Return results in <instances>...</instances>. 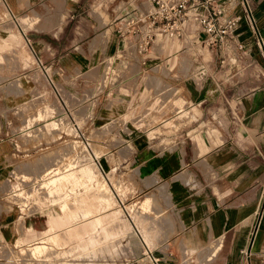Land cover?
I'll list each match as a JSON object with an SVG mask.
<instances>
[{
    "label": "crops",
    "instance_id": "obj_1",
    "mask_svg": "<svg viewBox=\"0 0 264 264\" xmlns=\"http://www.w3.org/2000/svg\"><path fill=\"white\" fill-rule=\"evenodd\" d=\"M134 1L135 6H141L146 0ZM219 1L224 14L238 15L237 24L226 37L223 47H205L199 60L194 61L182 51L179 59L180 69L188 67L189 79L183 81L180 90L174 91V94H180L181 99L180 101L175 98L176 100L171 101V104L176 106L174 111L145 129H139L132 124H129L131 129L127 125L124 126L123 136L115 139L119 141L118 153L114 154L112 150L99 153L104 167L114 169L118 165L124 176L134 167L133 176L136 181H139L141 186L150 188L152 196L156 194L158 197L156 202L152 197L137 201L134 209L136 224L145 243L140 241V257L128 264H152L151 257H157L159 264H264V0ZM39 3L41 13H48L56 8V5L51 8L42 0ZM43 3L48 7H44ZM121 3L117 5V9L120 14L123 12L125 15L126 5ZM25 4L27 11L29 7L34 8L29 0H25ZM62 5L61 10L64 13V0ZM243 5L248 11L250 21L245 17ZM14 6L15 0L13 3L0 0V9L11 17L14 16ZM26 15L29 14L23 15L22 21ZM122 20L120 17L117 29ZM62 22L63 20L58 27L50 28L47 27V21L40 24L38 17L33 24H26L37 32L33 36V42L50 49L51 54L46 64L56 63L61 69L65 68L67 63L95 64L96 50L100 54L105 51L110 53L109 62L114 55L127 58L128 54L133 58L135 45L124 48V34L120 33L119 35H123V53L116 52L120 39L108 36L104 49H89L91 41L88 40L84 60L70 57L69 50L65 48L80 46L79 38H74L68 45L60 48L41 34L43 31L59 29ZM4 23L3 26L9 28L14 25L13 20H6ZM104 26L105 24L102 29ZM160 37L162 38L161 35ZM15 41L17 37L12 32L0 36V48L9 47ZM24 41L30 42L28 38ZM154 41L152 46L157 48L161 41L159 35ZM177 42L167 40L164 44L166 47H163L166 54L171 56L172 62L178 49ZM238 42L242 46L238 47ZM14 51L15 49H12V53ZM79 52L83 53V50ZM12 53H1L0 65L7 57V65L15 70L21 66V61L15 59ZM117 60L120 61L121 58ZM200 63L203 64L205 73L197 77L193 73ZM90 66L83 67V70ZM79 68L81 67L77 65L74 67L81 71ZM3 76L0 74V82L4 80ZM136 76L137 73L130 72L129 75L122 76L124 78L121 80ZM10 77L6 76L7 81L2 87L0 85V241H18L21 246H31L42 237L59 235L58 231L78 225L86 221V218L90 220L103 215L106 220L111 218V213L116 212L118 215L119 209L115 207L113 197H108V203L105 194L101 197L96 192L98 187L108 190L104 177L97 176V167L84 165L76 169V173L72 172L74 176L71 177L83 175V184H92L95 191L88 193L86 205L81 202L83 199H79L72 192L68 193L71 202L66 208L63 199L49 205L47 195L40 192L38 198L32 196L30 203H21L20 209L26 207L25 211L31 213L37 207L45 206L43 221L38 226L36 220L22 219L17 227L21 230L17 234L13 232L15 207L13 202L4 196L5 192L12 188L14 198H17L21 191L25 193L29 186L23 187L26 181L23 178L31 174L41 178L35 187L36 192L38 187L43 185L42 177L47 175V159L44 156V161L38 160L28 166H25L26 163L14 165L16 141L15 137L9 134V121L2 116L12 109L15 95L23 94L26 90L33 95L34 86H29L23 79L21 90L15 92L13 80L16 77L9 79ZM93 79L96 80V77ZM117 79L115 76L108 78L106 75L101 90L107 84L113 85ZM153 81L155 84L159 82L155 76L148 75L146 84L149 86ZM6 87L8 89H5ZM168 88L170 91L174 90L172 86ZM91 93H98L95 92V86L91 87ZM39 158L36 157V160ZM12 175L19 178L21 186L12 187ZM45 180L47 181L46 178ZM149 181L153 183L148 184ZM77 182L79 183V180ZM157 186L168 193L166 202L161 199ZM85 206L88 212L86 214L82 212L85 211ZM133 208L132 205L128 206V209ZM120 225L122 234L123 229L127 228L124 219ZM89 227H92V222L78 227L79 231L74 232V236L82 238ZM61 237L58 239L66 240Z\"/></svg>",
    "mask_w": 264,
    "mask_h": 264
},
{
    "label": "rangeland",
    "instance_id": "obj_2",
    "mask_svg": "<svg viewBox=\"0 0 264 264\" xmlns=\"http://www.w3.org/2000/svg\"><path fill=\"white\" fill-rule=\"evenodd\" d=\"M8 1L14 2V0ZM122 1L124 0H64L66 11L63 13L61 10L63 0H42L49 7L56 5V8L51 12L41 13L39 12L41 11L40 0H29L35 9L28 6V11L25 0H15L12 17L0 9L2 19L0 36L12 32L17 37V41L11 46L0 48V54L12 53V49H15L12 56L21 61V66L13 70L7 65L9 59L5 57L0 65V74L4 75L0 85L2 87L7 81L5 77H10L12 74L14 77L11 76L9 79L16 77L13 80L15 92L21 90L23 79L29 86H34L33 95L27 90L23 94L15 95L12 109L2 116L9 121V134L14 136L16 141L14 165L26 163L25 166H28L38 160L44 161L45 157L47 159V175L42 177L43 185L41 188L38 187L36 192L35 187L40 183L41 178L32 174L23 178L26 180L23 187L29 186L25 193L21 191L17 198H14L11 193L12 188L5 192L4 196L9 198L15 207L13 232L17 234L21 230L17 227L22 219L36 220L38 226L43 221L45 206L37 207L31 213L25 211L26 207L24 211L20 209L21 203H30L33 195L38 198L40 192L47 195L49 205L51 202H59V199H63L66 208L71 202L68 195L70 192L75 193L79 199H83L81 202L86 205L88 193L95 191L92 184L89 186L86 183L83 184L85 179L83 175L71 178L74 176L72 172L84 165L97 167V176L104 177L108 190L98 187L96 192L101 197L105 194L104 197L108 203L110 202L108 197L112 196L115 207L119 209L118 215L116 212L111 213V218L106 220L103 215H98L58 231L59 236H63L75 228L92 222V227H89L82 238L70 237L65 243H63L65 240L59 241L58 238L56 240L51 236L42 237L31 246H21L18 241L14 243L0 241V264H128L140 257L139 251L142 249L140 241L144 244L145 240L137 227L134 209L137 201L152 197L156 202L158 197L156 194L152 196L150 188L143 187L139 181H136L133 176L134 167L124 176L118 165L114 169L104 167L99 153L106 150H112L114 154L118 153L119 141L115 139L123 136L124 126L127 125L131 129L129 124H132L139 129H145L174 111L176 106L171 104V101L175 98L180 99V94L176 92L174 94V91L180 90L183 81L189 79L188 67L180 69L179 59L183 54V48L179 46L180 38L164 35L161 38L159 35L161 41L157 48L152 46L154 40L149 41L143 51L139 52L134 47L132 52L134 60L126 54L127 58L117 56L121 58L120 61L114 55L109 62L110 53L105 51L100 54L96 50L94 51L95 64L67 63L65 68L61 69L56 63L46 64L51 54L50 49L43 45L42 47L36 45L33 42V36L37 32L26 25L33 24L39 17L40 24L42 21H47V27L53 28L58 27L63 20L59 29L43 31L41 34L60 48L68 45L74 38H79L80 46L73 45L65 48L69 50L70 57L74 56L76 60H84L83 55L86 54L88 40L91 41L89 49L98 47L102 50L105 48L108 36L120 39V46L116 52L123 53L124 49H121L123 35H119L117 29L123 14V12L120 14L117 5H120ZM124 4L126 12H134L131 6L135 5V1L126 0ZM47 5L43 3L46 8ZM25 14L29 15L24 17L23 22L21 17ZM6 20H13L14 25L12 24L11 28L3 26ZM103 24L105 26L102 29ZM78 32H80L79 35ZM27 38L29 43L24 41ZM124 39V48L132 47L137 41V36L124 34ZM167 40L178 41L173 62L170 59L171 56L167 55L163 49L166 47L164 44ZM81 49L83 53L79 52ZM76 65L81 67L79 68L81 71L74 69ZM87 66L90 67L83 70V67ZM130 72L137 73V76L121 80L124 78L122 76L129 75ZM106 75L108 78L109 76L117 77L115 82L117 84L110 86L107 84L101 90ZM148 75L155 76L159 82L155 84L153 81L148 86L146 84ZM91 77H96V80ZM90 86H95V92L98 93L92 94ZM168 86L174 87V90H168ZM10 89L12 90L13 87ZM0 93H2L1 89ZM36 157L40 158L36 160ZM58 177L60 178L57 181ZM10 183L12 187L13 185L21 186V181L14 175L10 176ZM157 188L161 199L166 202L168 193L158 186ZM129 205L134 208L128 209ZM84 208L85 211L82 212L88 213L87 207ZM123 219L127 228L125 230L122 227L124 232L122 230L121 234L120 224ZM168 223L167 221L166 226Z\"/></svg>",
    "mask_w": 264,
    "mask_h": 264
},
{
    "label": "built area",
    "instance_id": "obj_3",
    "mask_svg": "<svg viewBox=\"0 0 264 264\" xmlns=\"http://www.w3.org/2000/svg\"><path fill=\"white\" fill-rule=\"evenodd\" d=\"M131 8L135 13L123 14L118 30L120 34L138 35L137 51H143L157 35H164L180 38V48L194 61L203 55L205 47H223L238 20L236 14H224L219 0H146L145 4ZM243 8L250 21L244 5ZM237 45L242 46L239 42ZM204 73L205 68L200 63L193 74L199 77ZM151 258L152 264H159L157 257Z\"/></svg>",
    "mask_w": 264,
    "mask_h": 264
},
{
    "label": "bare ground",
    "instance_id": "obj_4",
    "mask_svg": "<svg viewBox=\"0 0 264 264\" xmlns=\"http://www.w3.org/2000/svg\"><path fill=\"white\" fill-rule=\"evenodd\" d=\"M72 178V177H71ZM86 228V227H85ZM83 230V229H82ZM77 231H79V228H75V229H73L71 232H69V233H66V234H64L63 235V238H65L66 240L68 239V238H70V237H73L74 236V232H77ZM81 234V233H80ZM53 239H56V238H58V237H61V236H59V235H57V234H54V235H52L51 236ZM62 238V237H61ZM42 239V238H41ZM57 240V239H56ZM65 240V241H66ZM60 241V240H59ZM59 241H57V242H59ZM55 242V241H54ZM53 243V242H52Z\"/></svg>",
    "mask_w": 264,
    "mask_h": 264
}]
</instances>
